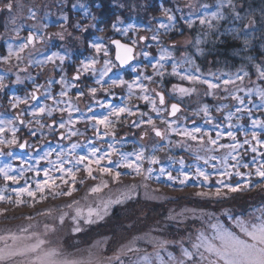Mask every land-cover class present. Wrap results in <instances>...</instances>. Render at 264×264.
I'll return each instance as SVG.
<instances>
[{"label": "snow or ice", "instance_id": "snow-or-ice-1", "mask_svg": "<svg viewBox=\"0 0 264 264\" xmlns=\"http://www.w3.org/2000/svg\"><path fill=\"white\" fill-rule=\"evenodd\" d=\"M237 3L215 0L212 5L204 2L196 7L188 0L181 7L176 0L170 6L160 4L162 18H152L155 28L126 23L117 16L110 26L112 35L94 39L83 34L90 29L105 30L97 29L95 14L83 3L70 7L82 10L88 24L70 22L64 11L68 0H59L61 30L55 33H48L50 23L38 21L36 10L29 9L27 18L39 26L21 24L12 29L14 37H0L6 46L5 54H0V65L6 66L0 68V98L6 97V105L0 104L4 109L0 111V204L34 207L49 197H71L79 190L77 185L88 180L99 181L88 188L87 199L99 196L110 182L118 183L124 175L141 178V185L130 186L116 198L100 199L95 207H82L79 201L65 205L74 213L60 212L55 221L64 226L70 219L72 232L78 233L81 222L102 220L113 205L131 200L133 191L140 186L147 189L149 182L198 187L202 190L197 196H215L218 202L229 193L264 188V60L242 57L255 69V80L243 66L234 73H205L194 55L181 52L172 39L173 34L182 36L185 27L191 30L198 23L201 31L188 42L196 53L203 54L201 46L210 36L215 38L213 43L231 36L241 43V53L249 51L258 22ZM117 6L129 10L152 7L138 0ZM14 7H20L18 0L16 4L4 0L0 8L13 24ZM260 23L264 24V11ZM22 31L27 35L22 37ZM141 31L151 35H139ZM57 40L79 41L89 54L74 55L72 48ZM153 47L156 55L149 51ZM173 79L179 82L172 83ZM16 85L24 86L23 95ZM194 96L193 107L186 100ZM133 99L139 103H131ZM80 124L85 125L83 131L77 127ZM121 128L137 130L134 135L139 139L132 151L117 147L127 142L118 136ZM25 131L31 139L24 138ZM89 131L92 135L85 142L74 139ZM145 138L154 142L140 143ZM175 149L188 153L191 163L183 156L169 155L168 166L161 165L157 153ZM80 173L82 178H78ZM54 211L45 209L39 214L51 216ZM6 212L7 208H0V215ZM224 216L227 224L207 216L205 228L190 234L187 243L179 242L178 256L168 251V241L157 240L152 242L155 251L138 255L135 264H264V205L247 216L228 210ZM31 227L21 228L20 234L0 235V264H93L91 259L58 261V252L44 249L46 241L30 232ZM44 228L45 233L56 230L48 224ZM140 252L134 243L122 246L109 264H125L128 253Z\"/></svg>", "mask_w": 264, "mask_h": 264}, {"label": "rangeland", "instance_id": "rangeland-1", "mask_svg": "<svg viewBox=\"0 0 264 264\" xmlns=\"http://www.w3.org/2000/svg\"><path fill=\"white\" fill-rule=\"evenodd\" d=\"M77 2L87 5L96 16L95 23L97 29L105 30L101 32L96 29H90L89 32L83 34L85 37L94 39L96 37L112 35L110 26L117 16L125 19L126 23H133L142 27L151 25L155 28L156 23L152 18H162L159 12V5L170 6L176 0H138L141 4L150 3L152 5L147 10L144 8L136 10L121 9L117 6L119 3H127L130 0H68V8L64 9V11L69 15L70 22L74 23L76 20H80L81 23L88 24L89 20L82 18V10H73L70 7L72 3ZM192 2L196 7H199V4L204 2L212 5L215 3V0H192ZM13 3L16 4L17 0H13ZM18 3L20 7H14L12 12V15L16 17L15 24L11 22L9 14L6 11L1 12L0 37H14L12 29L21 24L25 26L37 24L39 26L36 21L27 18L29 9L36 10L38 21L43 20V22L50 23V27L47 29L48 33H55L61 30L59 24L61 23L60 15L62 10L58 7L59 0H18ZM186 3H188V0H179L181 7H184ZM97 4L100 5L99 8L96 7ZM0 6L3 8L4 0H0ZM185 11H187V8H185ZM69 30L71 31V29ZM26 35V31L21 32L22 37ZM139 35H151V33L141 31ZM177 36L179 37L174 40L180 45L181 52L192 48L188 43L194 38L191 30L185 27L184 35L177 34ZM165 40L166 42H171L167 37H165ZM57 43H65V46L73 49L74 55H79L80 53L84 55L89 54V52L85 51L86 45L79 41L68 40L66 42H59L57 40ZM5 51L6 46L0 40V54H5ZM149 51L152 55L157 54L155 47L149 49ZM179 54L177 53V55ZM3 67L6 66L0 65V68ZM216 71L210 70L209 72ZM21 75L24 74L22 73ZM69 75H71V70H69ZM125 78L131 79V75H127ZM252 79L255 80V77H252ZM40 82L42 83L43 80ZM178 82L177 80H172V83ZM167 86L170 88L171 84ZM152 87L155 86L153 85ZM15 88L18 90V94L23 95V85H16ZM116 91L118 93L121 92L120 89ZM196 99L194 96L186 100V103L194 107ZM131 103L136 104L139 102L133 99ZM0 104L6 105V97L0 98ZM79 106L82 110H85L84 102H81ZM3 110V108H0V111ZM77 127L83 131L85 125L80 124ZM135 131L137 130L119 129L118 136L126 137L127 142L117 144V147L123 151H132L135 141L139 139L138 136L134 135ZM22 135L25 139H31L27 136L26 131ZM90 135L92 133L89 131L85 136L74 139L83 143L82 139L85 142ZM48 139H52L51 141L55 142L54 137H49ZM153 142L150 138L140 141V143L145 145H150ZM17 151L20 154L21 150ZM157 155L160 157L161 165L165 167L169 164V155H174L176 158L183 156L186 163H191L192 161V157L181 149H175L173 153L161 152L157 153ZM113 159L115 160L117 157L114 156ZM174 167L178 168L179 165L176 164ZM121 171L127 170L121 169ZM175 174L174 171L173 175ZM83 175V173H80L78 178H82ZM105 179L110 180L108 177H105ZM98 182L88 180L83 186L77 185L79 190L71 197H58L56 199L49 197L47 201L42 204L37 203L34 207L25 205L16 210L12 209V207L9 208V214L5 215L7 220L5 221L4 218L0 220V235L6 233L20 234L21 228L32 225L29 231L38 233L40 238L46 241L45 245H43L44 249H55L58 252L56 257L58 261L86 262L91 259L93 264H109V258L118 253L122 246L134 243L136 247L141 249V252L138 254L128 253L124 259L125 264H135L138 255H142L144 252L151 254L155 251L152 242L157 240L168 241V251L178 256L179 242L183 240L187 243L190 234L194 235L196 230L205 228L207 216H214L227 224L228 221L224 216L225 210L235 215L247 216L254 208L264 205V188H253L237 193H229L227 197H223L218 202L215 196L211 199L197 196L196 193L202 190L198 187L189 186L182 188L180 185L167 187L162 180L159 184L149 182L147 189L142 186L138 187L133 191V198L131 200L113 205L109 210V214L104 216L102 220H98L92 224L81 222L80 227L82 230L78 233L72 232V222L70 219L66 220L64 226H59L55 221V217L60 212H68L69 215L74 213L73 209H68L64 207L65 205L73 201H79L82 207L85 205L95 207L100 202V199L116 198L128 192L130 186L141 185V178L124 175L118 183L110 182L109 188L105 189L99 196H90L85 199V193L88 188ZM156 189L159 190L156 191ZM203 190L207 191V189ZM45 209H55V211L51 216L40 215L39 213H42ZM117 214H119L118 217L115 216ZM28 217H31V219H28ZM169 217H174V219H169ZM45 224L54 226L56 230L45 233ZM173 242H175V246H173Z\"/></svg>", "mask_w": 264, "mask_h": 264}, {"label": "trees", "instance_id": "trees-1", "mask_svg": "<svg viewBox=\"0 0 264 264\" xmlns=\"http://www.w3.org/2000/svg\"><path fill=\"white\" fill-rule=\"evenodd\" d=\"M237 6L242 8L245 12L251 11L258 22L256 26L257 31L252 36L250 50L241 53L239 51L241 43L239 41H234L231 36L222 37L220 41L215 43H213L215 38L210 36L207 38V43L201 46L203 48V54L196 53L194 48L188 49V52L194 55L196 63L200 65L204 72L217 70L234 73L243 66L252 74V77H255V69L242 57L253 56L257 60H264V24L260 23L261 12L264 11V0H238ZM223 27H227V25H223ZM200 31L201 28L197 23V25L191 29V34L195 37ZM178 37L177 34H173L172 39ZM11 207L16 210L23 206L14 207L7 204H0V208H7V212L4 215H0V220H3V218L5 221L7 220L5 215L9 214V208ZM118 215L119 214L115 216L118 217Z\"/></svg>", "mask_w": 264, "mask_h": 264}, {"label": "flooded vegetation", "instance_id": "flooded-vegetation-1", "mask_svg": "<svg viewBox=\"0 0 264 264\" xmlns=\"http://www.w3.org/2000/svg\"><path fill=\"white\" fill-rule=\"evenodd\" d=\"M0 8H2V7L0 6ZM0 14H1V12H0ZM135 132H136V131H135ZM82 142H84L83 139H82Z\"/></svg>", "mask_w": 264, "mask_h": 264}]
</instances>
